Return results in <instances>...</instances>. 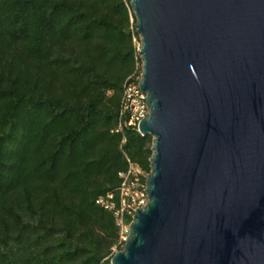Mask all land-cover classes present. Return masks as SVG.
<instances>
[{
  "label": "trees",
  "instance_id": "obj_1",
  "mask_svg": "<svg viewBox=\"0 0 264 264\" xmlns=\"http://www.w3.org/2000/svg\"><path fill=\"white\" fill-rule=\"evenodd\" d=\"M130 0H0V264H110L125 154L153 138L117 125L141 69ZM135 39L139 42L136 43Z\"/></svg>",
  "mask_w": 264,
  "mask_h": 264
},
{
  "label": "water",
  "instance_id": "obj_2",
  "mask_svg": "<svg viewBox=\"0 0 264 264\" xmlns=\"http://www.w3.org/2000/svg\"><path fill=\"white\" fill-rule=\"evenodd\" d=\"M149 200L110 264H264V0H130Z\"/></svg>",
  "mask_w": 264,
  "mask_h": 264
},
{
  "label": "built area",
  "instance_id": "obj_3",
  "mask_svg": "<svg viewBox=\"0 0 264 264\" xmlns=\"http://www.w3.org/2000/svg\"><path fill=\"white\" fill-rule=\"evenodd\" d=\"M142 68L131 74L123 85L121 107L118 114L116 133L123 134L121 149L126 142L125 129L134 128L139 133V123L149 113L147 94L140 87ZM141 134V133H140ZM127 168L119 172L120 184L115 192H108L96 199V204L111 212L118 228V244L112 255L122 249L129 236V227L137 208H143L149 200L148 176L127 154Z\"/></svg>",
  "mask_w": 264,
  "mask_h": 264
},
{
  "label": "rangeland",
  "instance_id": "obj_4",
  "mask_svg": "<svg viewBox=\"0 0 264 264\" xmlns=\"http://www.w3.org/2000/svg\"><path fill=\"white\" fill-rule=\"evenodd\" d=\"M140 40V37H139ZM136 43H139L136 39H135ZM139 48H140V43L138 44ZM142 65V64H141ZM142 68V67H141Z\"/></svg>",
  "mask_w": 264,
  "mask_h": 264
}]
</instances>
